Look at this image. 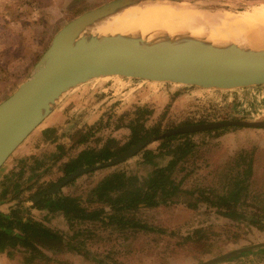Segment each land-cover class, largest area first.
Returning <instances> with one entry per match:
<instances>
[{"label": "rangeland", "instance_id": "rangeland-1", "mask_svg": "<svg viewBox=\"0 0 264 264\" xmlns=\"http://www.w3.org/2000/svg\"><path fill=\"white\" fill-rule=\"evenodd\" d=\"M64 1L0 0V100L28 75L51 35L64 21L106 0H70L63 7ZM168 1H185L207 11L243 10L264 3V0ZM168 100L170 103L164 111ZM142 103L153 108L145 122L149 125L159 119L161 127L179 125L186 120L236 118L264 121V86L205 89L116 76L90 79L76 85L56 102L0 164V185L15 184L12 194L23 210L59 230L63 238L58 244L61 251L45 248L48 258L38 257L27 263L22 261L25 254L22 251L12 249V255L0 251V264H186L251 243L262 242L264 246V215L262 227H258L224 216L203 203L193 209L182 203L142 208L135 215L160 229L142 231L118 229L98 220L74 222L68 226L59 212L29 209L30 202H20L27 192L35 187H45L60 177L63 159L81 147L99 146L109 135L125 140L126 130L113 127L117 115L122 111L130 115L132 106ZM46 126L56 129L54 139L43 138L41 129ZM77 130H89L90 134L85 142L69 146L70 140L74 139L65 137L72 135L74 138ZM190 137L195 150L181 163L188 170L182 180L183 186L217 187L222 166L230 162L240 149L251 150L253 172L249 181V202H264V126L227 125L217 130L196 131ZM154 144L150 142L148 146ZM149 167L139 163L137 155H132L116 165L82 173L61 190L77 195L85 204L89 187L107 171L123 169L144 174ZM181 173L177 171L175 176L179 177ZM9 200L4 198L0 203L7 205ZM199 225L203 227L202 232L184 238ZM76 229H82L77 237L73 236ZM66 239L72 244L69 250L63 249ZM261 252L253 250L213 264H264V252Z\"/></svg>", "mask_w": 264, "mask_h": 264}, {"label": "water", "instance_id": "water-1", "mask_svg": "<svg viewBox=\"0 0 264 264\" xmlns=\"http://www.w3.org/2000/svg\"><path fill=\"white\" fill-rule=\"evenodd\" d=\"M135 1L139 0L103 1L73 15L53 32L28 75L0 100V164L67 91L90 79L116 76L205 89L264 84V45L234 42L221 45L185 33L158 32L147 38L139 32L84 31L92 21ZM230 124L262 126L264 121L224 119L182 123L157 135H147L102 163L75 167L46 191L55 190L79 173L117 163L160 136ZM261 243L235 247L186 264H213L241 248Z\"/></svg>", "mask_w": 264, "mask_h": 264}, {"label": "trees", "instance_id": "trees-1", "mask_svg": "<svg viewBox=\"0 0 264 264\" xmlns=\"http://www.w3.org/2000/svg\"><path fill=\"white\" fill-rule=\"evenodd\" d=\"M169 103V100L165 103L164 111ZM152 111V107L142 103L132 106L130 115H126L123 111L119 113L113 127L127 128L125 140L121 141L115 136L109 135L103 139L99 146L80 148L73 157L63 161L62 170L64 174H67L76 166H94L102 163L143 137L147 135L154 136L176 126L161 127L159 119L148 125L145 121ZM124 116H126V119H123ZM187 122L191 121L186 120L182 123ZM194 122L205 121L198 120ZM224 127H227V125L198 131L217 130ZM76 132L74 138L71 137L72 135L70 136L74 139L72 140L74 144L85 142L90 134L89 130H77ZM194 132L196 131L167 134L151 140L150 142H155L153 147L144 146L133 154L138 156L139 163L148 164L150 166L149 170L144 174L126 172L123 169L107 171L89 187L85 196L86 205L79 202L77 195L63 194L59 191L43 195L32 204L39 208L45 207L48 211H59L68 225L83 220H98L101 224H112L118 229L130 228L152 231L160 229L137 217L135 215L136 211L146 207L173 203H182L193 209L199 203H203L206 207H212L214 211L221 212L227 217L244 220L262 227L264 202L254 204L249 202L250 197H248L250 193L249 181L253 172L251 150L240 149L234 154L230 162L222 166L220 183L217 187L206 185L185 187L182 185L185 174L179 177L172 174L176 168L182 169L185 167L181 163L190 154L194 153L195 143L190 137ZM54 133L57 132L53 126H46L41 129L43 138L47 140L54 139ZM163 158L164 160L160 162ZM116 164L102 165V167H110ZM75 177L70 179L69 182L74 180ZM5 192L3 191L2 194ZM35 193L36 191L29 196L31 197ZM90 203L95 205L89 206ZM19 211L17 207L11 208L7 213L0 211V251H5L11 255L10 250L12 248L22 246V249L25 250L23 262H31L38 257L45 258L38 245L47 241H55V238L57 244H60L62 240L60 233L28 216L22 217ZM202 228L200 225L194 227L190 233L184 235V238H189L193 234L197 235V233L203 231ZM81 232L82 229H76L73 236L77 237ZM77 242L81 244L80 239ZM67 243L68 241H64V245H67ZM65 248L71 247L66 246ZM253 250L262 251L261 253H263L264 246H257V249L241 248L229 257L250 253Z\"/></svg>", "mask_w": 264, "mask_h": 264}, {"label": "bare ground", "instance_id": "bare-ground-1", "mask_svg": "<svg viewBox=\"0 0 264 264\" xmlns=\"http://www.w3.org/2000/svg\"><path fill=\"white\" fill-rule=\"evenodd\" d=\"M84 31L139 32L147 38L158 32L185 33L221 45L258 46L264 45V3L243 10L207 11L185 1L139 0L92 21Z\"/></svg>", "mask_w": 264, "mask_h": 264}, {"label": "flooded vegetation", "instance_id": "flooded-vegetation-1", "mask_svg": "<svg viewBox=\"0 0 264 264\" xmlns=\"http://www.w3.org/2000/svg\"><path fill=\"white\" fill-rule=\"evenodd\" d=\"M187 123H192V122H187ZM180 124H182V123H180ZM230 125H235V124H230ZM241 126V125H240ZM262 126H264V125H262ZM222 127V126H221ZM257 127H261V126H257ZM63 138V137H62ZM67 140H69V139H71L70 138V136L69 137H65ZM73 143H74V141H72V140H70V142L68 143V145L69 146H72L73 145ZM148 143H150V141L148 142ZM148 143L145 145V146H147L148 145ZM72 144V145H71ZM53 146L55 147L56 145H55V143L53 144ZM130 146V145H129ZM82 148V147H81ZM127 148V147H126ZM79 150V149H78ZM122 151V150H121ZM76 154V153H75ZM75 154H73V155H71L70 157H67L66 159H63V161H66L67 159H69V158H71V157H73ZM251 154H252V152H251ZM58 155H60V154H58ZM57 155V157H59ZM133 155V154H132ZM132 155H130V156H132ZM130 156H128V157H130ZM128 157H126V158H128ZM252 157H253V155H252ZM125 158V159H126ZM125 159H123V160H125ZM107 160V159H106ZM105 160V161H106ZM63 161H62V163H63ZM122 161V160H121ZM121 161H119V162H121ZM104 162V161H103ZM118 163V162H117ZM99 164V163H98ZM95 165H97V164H95ZM77 167V166H76ZM84 167H86V166H84ZM99 167H102V165H100V166H97V167H95V168H92V169H96V168H99ZM252 167H253V162H252ZM61 168H62V165H61ZM92 169H90V170H88V171H91ZM73 170V169H72ZM63 171V170H62ZM177 171H181L182 173H181V175L182 174H187L188 173V170H186L185 169V167H183L182 169H175L173 172H172V174L173 175H175L176 174V172ZM70 172V171H69ZM68 172V173H69ZM87 171H85V172H82V173H86ZM67 173V174H68ZM82 173H79V174H77V175H75L76 177L78 176V175H80V174H82ZM67 174H64V172L62 173V175L60 176V177H58L55 181H53V182H51L49 185H47V186H45V187H40V188H34L33 190H31L30 192H27L26 193V195L21 199V201L20 202H26V203H28V202H30L29 204H30V206H27V208H29V209H31V208H33V209H36V210H44V212H52V211H48L45 207H42V208H39V207H37L36 205H33L32 203L36 200V199H39V198H41L43 195H46V194H48V193H53V192H55V191H59V192H61V193H63V194H70V193H65V192H63L62 190H61V187L62 186H64L65 184H67V183H69V180L70 179H72L73 177H75V176H73V177H71V178H69L67 181H65L64 183H62L60 186H58L55 190H53V191H46L47 189H49L56 181H58L60 178H62L63 176H65V175H67ZM75 177V178H76ZM72 181V180H71ZM14 186H15V184H13V185H11V186H6V185H0V200L1 199H4V198H7V200H9V201H7V205H6V203H0V206L2 207V206H4V207H2L3 209H0V211L1 212H4V213H7L11 208H14V207H17V208H19V212H20V214H21V216L22 217H25V216H28V217H30V218H32V219H34V220H37L38 222H40L42 225H45L43 222H41L39 219H35V218H33L32 217V215H30V213H27L26 212V210L24 209L23 210V208L19 205L20 203H19V201H17V200H15L16 199V197L12 194V192L14 191ZM26 189H28L29 190V188H27L26 187ZM3 191H6L4 194H2V192ZM34 191H36V193L33 195V196H29L30 194H32ZM9 192H11V194L9 193ZM40 193V195H37V194H39ZM70 195H74V194H70ZM79 202H80V200H79ZM86 202L87 201H85V204L84 203H82V202H80V203H82L83 205H86ZM95 205V204H94ZM90 206H93V204H91ZM57 211V210H56ZM54 212V211H53ZM57 212H59V211H57ZM59 214H61L60 212H59ZM61 216H62V214H61ZM63 217V216H62ZM64 218V217H63ZM84 221H89V220H83V222ZM82 222V221H81ZM67 223V222H66ZM74 222H72L71 223V225H68V226H72V224H73ZM68 224V223H67ZM45 226H47V225H45ZM47 227H49V226H47ZM49 228H51V227H49ZM52 230H54V231H56V232H58V233H60L59 232V230H57V229H53V228H51ZM60 235H61V233H60ZM62 240H63V238H62ZM69 239H66V241H68ZM71 240V239H70ZM46 245V247H44ZM71 242H69L68 241V243H67V245H65L64 247H63V249H66V250H69L70 248H65L66 246H69V247H71ZM39 246V248H40V250H41V252L42 253H44V255H45V258H48V255H47V253H45L44 251V249L46 248V249H48V250H54V252H57V251H61L60 250V248H59V246H58V244H57V239L55 238V241H47L46 243H43V244H39L38 245ZM12 249H14V251H22V252H25V250H23L22 249V246H17V247H14V248H12ZM12 249L10 250L11 252H12ZM5 252V251H4ZM6 254H7V252H5ZM7 255H9V254H7ZM12 255V254H11Z\"/></svg>", "mask_w": 264, "mask_h": 264}, {"label": "crops", "instance_id": "crops-1", "mask_svg": "<svg viewBox=\"0 0 264 264\" xmlns=\"http://www.w3.org/2000/svg\"><path fill=\"white\" fill-rule=\"evenodd\" d=\"M69 1H70V0H65V1L63 2V5H62V6L64 7L65 3H66V2H69ZM262 86H264V84H259V85H255V86H250L249 88H251V87H252V88H258V87H262ZM242 88H248V87H242ZM116 130H117V129H116ZM122 130H126L125 133L127 134V131H128V130H127L126 127H123ZM114 131H115V130H114ZM0 209H3V208L0 206Z\"/></svg>", "mask_w": 264, "mask_h": 264}]
</instances>
